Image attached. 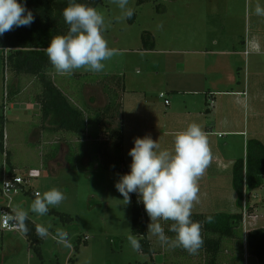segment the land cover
<instances>
[{"label":"rangeland","instance_id":"374dc122","mask_svg":"<svg viewBox=\"0 0 264 264\" xmlns=\"http://www.w3.org/2000/svg\"><path fill=\"white\" fill-rule=\"evenodd\" d=\"M255 1L260 5L263 2V0H129L128 7L134 10V15L132 19L120 22L115 19L121 14L120 9L112 0H104L96 7L105 16L106 22L111 21V26L106 29L104 36L109 47L117 50V55L104 62L105 69L100 73L117 75L126 85L121 110L126 125L128 123L130 128L127 127L126 131L128 143L124 167L119 170L99 169V163H96L94 155L85 153L64 154L65 161L57 164L55 168L50 169L48 162L42 164L43 146L31 143L33 139L31 131L21 129L24 121L22 119L28 118L23 117L24 113L29 112L26 114L34 120L35 111L34 109L28 111L26 103L11 106V101L6 98L7 89L10 90L11 76L7 64L3 63L2 54L7 56L10 50L0 49V140L3 129L5 144L6 147L9 145L15 170L27 181L24 190L13 195V207L22 204L29 209L36 192L42 194L52 188L61 190L66 196L58 207L50 208L45 216L29 213V218L34 223L49 227V236L42 239L39 246L37 244L32 246L27 234L3 232L0 224V264L150 262L149 255L133 251L127 240L130 233L134 234L132 197L130 194V204L124 205L123 196L115 187L120 176L130 172L132 158L128 153L134 147L135 136L132 126L134 113L137 112L139 103L144 100L153 101L156 103L154 107L157 111L164 113L168 107H165L164 99L160 97L162 92L173 102L175 94L181 95L183 89L189 90L183 80L184 69L181 68L184 67L185 60L183 46L188 45V40L183 36H187V32L192 34L201 29L205 33H200L201 35L218 34L221 32L219 22L224 19L220 14L229 6L231 13L235 12L237 16L239 31L245 34L251 29V21L256 15ZM143 35L148 39L146 43ZM87 73L100 74L79 69L72 75ZM225 86L221 88L224 89ZM263 103L264 99L257 100L256 111L264 112ZM218 120L223 122L224 116H218ZM252 123L254 122L247 113V124L253 127ZM262 130L264 131V127ZM241 139L240 136L230 134H225L223 138L216 136L217 148L223 159L237 160L245 156V147ZM107 151L108 148L105 147L102 155L106 156ZM8 158L6 153L0 150V187L3 183V174L7 167L9 169ZM232 187V178L228 177L218 194L224 203L227 202ZM245 202L253 209L251 214L246 210L247 216L244 221L247 220V227L251 230L264 228V186L248 197L245 196ZM57 228H63L68 232L71 248L64 247L53 239ZM223 247L229 248L226 252L232 254L231 262L237 260L240 264H260L245 245L243 250V247L233 239H226ZM155 261L161 264L165 259L159 256Z\"/></svg>","mask_w":264,"mask_h":264},{"label":"crops","instance_id":"0c3cea01","mask_svg":"<svg viewBox=\"0 0 264 264\" xmlns=\"http://www.w3.org/2000/svg\"><path fill=\"white\" fill-rule=\"evenodd\" d=\"M261 6L264 7V0ZM234 13H231L228 6L226 11L220 14L224 16V19L219 22L221 32L218 34L205 36L201 35L200 33H205L198 29L192 34L187 32L188 35L183 36L188 40V45L183 43L185 60L184 67L181 68L184 69L183 80L189 90L183 89L181 95L175 94L173 102L167 98L169 104H166L163 98L165 107H168L164 113L157 111V108L154 107L156 103L147 100L139 103L138 110L134 113L132 126L135 138H143L148 135L160 144L161 149H171L175 134L186 129L192 122L198 123L207 132L212 160L206 173L199 181V203L193 207L192 214H235L241 212L233 187L228 194L226 203L218 195L225 179L232 178L231 169L236 160L235 158H222L223 156L217 148L216 136L219 138H223L225 134L240 136L244 143L245 156L246 143L249 138L258 137L264 142V131L262 130L264 112L256 111L257 100L264 99V16L255 15L251 21V29L244 34L239 31L237 16ZM84 75L113 74L87 73L68 76L53 71L55 85L68 96L73 104L87 114L90 110L106 106L108 98L101 83L92 79L82 81L77 79V76ZM119 78L123 81L121 77ZM169 85L171 84L169 83ZM224 85L226 88L222 89L221 87ZM34 86L33 84L30 86L28 83L23 89L27 88L31 102H27L26 106L29 107L28 111L34 109L35 118L33 120L29 114H26L29 112L24 113L23 117L30 119H22L24 121L21 129L26 132L31 131L33 137L31 143H39L43 146L44 156L41 162L42 164L48 162V167L51 169L65 161L64 154L69 153L72 147L85 140H90L88 139L89 134L86 133L84 139L79 138L78 134L63 130L58 124L52 122L51 116L45 118L41 104L32 99L33 90H36L33 88ZM19 87L18 79L13 77L10 88L16 98L22 96L23 89L19 90ZM122 98L123 92L121 108ZM16 104L18 103H11V106ZM247 113L254 122L252 123L253 127L247 124ZM221 115L224 116L223 122L218 120V116ZM125 120L123 111L120 110V114L112 119L106 118L102 126L99 125L102 131L97 141L104 142L99 148L100 151L105 147L108 148V143L115 140L114 134L111 133L112 130L121 127L123 130V156L124 159L126 158L128 143V132L126 131L130 127L128 123L126 125ZM93 131H98L95 124H93ZM8 146L5 147V152L9 157V169L15 170ZM249 218H253V216H249ZM244 222V234L247 236L251 229L247 227V220ZM245 247H247V243H245ZM226 251L222 252L219 264H240L236 259L231 262L230 255L232 256V254L229 255ZM159 256L163 255L155 254L154 259ZM193 258L195 262L190 259V264L196 262L201 264L199 258Z\"/></svg>","mask_w":264,"mask_h":264},{"label":"clouds","instance_id":"9594fccd","mask_svg":"<svg viewBox=\"0 0 264 264\" xmlns=\"http://www.w3.org/2000/svg\"><path fill=\"white\" fill-rule=\"evenodd\" d=\"M120 9L117 22L130 20L134 10L128 7L129 0H112ZM255 14L264 16V7L257 4ZM68 25L65 34L54 35L44 48L53 69L60 75L71 76L76 70L84 69L100 73L105 69V61L117 55V50L109 47L104 32L111 26L105 16L96 7L69 0L62 12ZM34 16L25 3L18 0H0V36L17 27L30 26ZM131 156L130 172L120 176L115 187L123 196V204L131 202L130 193L138 194V203L142 202L150 218L147 234L155 237L162 247L182 248L190 255H196L203 246L202 226L213 223V217L206 221L192 219V210L199 203V181L211 164L212 153L208 134L196 123H190L186 129L174 136L171 149H161L160 144L146 135L134 139V147L129 150ZM6 186H10L6 183ZM30 208L17 204L10 211L0 212L3 226L19 229L27 234L29 213L45 216L50 208L58 207L65 194L52 188L36 192ZM164 224H168L165 233ZM36 235L40 239L49 236V227L35 225ZM57 243L71 248L69 234L63 228H57L53 237ZM127 240L133 251H141L140 240L129 234Z\"/></svg>","mask_w":264,"mask_h":264},{"label":"trees","instance_id":"16d2710c","mask_svg":"<svg viewBox=\"0 0 264 264\" xmlns=\"http://www.w3.org/2000/svg\"><path fill=\"white\" fill-rule=\"evenodd\" d=\"M104 0H76L97 7ZM25 3L26 7L32 11L34 22L30 26L17 27L0 37V49L10 50L9 55L2 54L3 63L7 64L10 73V82L13 77L17 78L20 84L19 90L25 88L29 83L35 85L33 88V100L42 106L43 116L52 117V122L58 124L63 130L78 134L79 138H85L88 133L90 140H85L72 147L68 154L78 153L93 154L99 163V169L119 170L124 167L123 156V130L121 127L112 130L115 140L108 143L107 155L103 156L99 148L102 146L97 141L101 134L102 126L106 118H114L120 114L121 95L124 90L123 81L117 75H84L77 76L79 80L92 79L101 83L107 95L108 103L102 108H97L84 113L78 108L68 96L55 85L53 77V67L49 62L44 48H46L54 35L65 34L68 25L65 23L62 12L68 5L69 0H18ZM147 37L143 35L144 43ZM148 40V39H147ZM8 84V86H9ZM21 97L16 98L7 89V98L11 103L31 102L28 97L27 88L23 89ZM10 97V98H9ZM93 124L98 127V131H93ZM109 130V129H108ZM0 140V150L5 152V133L2 129ZM102 155V156H101ZM232 184L237 194V205L241 212L216 213V214H192L195 221H206V217H213V223L205 222L202 226L203 246L198 254L190 255L182 248L169 249L162 247L147 234L150 218L145 211L142 202L138 203V194L130 193L132 197V230L138 237L142 245L141 252L151 257L146 264H160L154 259L155 254H162L165 262L161 264H190L195 262L193 257L199 258L201 264H219L226 239H233L243 247L247 243V250L255 256L260 264H264V228L252 229L247 236L244 234V207L245 196H249L256 190L264 186V142L259 138H249L246 143V157L237 159L232 168ZM247 211L251 214L253 209L248 205ZM60 214V213H58ZM65 216V214H62ZM68 217V216H67ZM70 218V217H69ZM35 225L30 218L27 221L28 239L31 245L39 246L42 239L38 238ZM168 224H165V233L168 236L174 234L168 231ZM78 250V246L76 247ZM195 264H198L197 262Z\"/></svg>","mask_w":264,"mask_h":264},{"label":"built area","instance_id":"2783aa9c","mask_svg":"<svg viewBox=\"0 0 264 264\" xmlns=\"http://www.w3.org/2000/svg\"><path fill=\"white\" fill-rule=\"evenodd\" d=\"M248 53V52H247ZM7 79V77H6ZM161 98L165 99V103L169 104V100L167 99V96L164 92L160 94ZM6 98H7V93H6ZM5 105V104H4ZM6 153V152H5ZM6 156L7 153H6ZM6 183L10 186H6ZM27 184V181L24 177L18 175L16 170L14 169H8L5 171L3 174V183L0 187V212H7L10 211V209L13 207L12 201H13V195H16L23 191L24 186ZM247 203L245 202V207H244V218H246V210H247ZM1 224V229L3 232H9V233H14L18 234L21 233L19 229L15 228H10V227H5L3 226V222L0 221Z\"/></svg>","mask_w":264,"mask_h":264}]
</instances>
